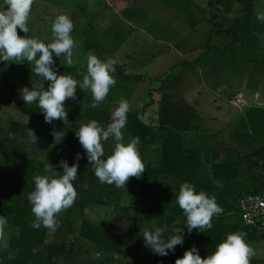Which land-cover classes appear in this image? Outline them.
<instances>
[{
  "label": "rangeland",
  "instance_id": "1",
  "mask_svg": "<svg viewBox=\"0 0 264 264\" xmlns=\"http://www.w3.org/2000/svg\"><path fill=\"white\" fill-rule=\"evenodd\" d=\"M136 1L33 0L27 21L29 32L24 34L17 30V34L50 42L53 20L58 14H67L73 23L71 35L76 46L71 66L65 64L63 54L60 58L53 57L58 74H71L77 81H82L89 54L102 60L112 59L118 65L112 74L116 83L110 86L96 109L112 115L121 98L128 101L131 111L150 103L138 114L153 135L147 138L144 163L157 161L159 136L163 133L161 126H167L183 134L188 144H184L185 147L190 145L199 149L201 175L209 171L205 163L211 159L223 160L229 155L237 161V156L240 157V165L237 164L240 172L228 183L235 193H249L252 186L246 167L253 159L258 163L264 160V23L255 19V12L264 10V0ZM0 6H3V0H0ZM245 7L251 9L250 23L233 35L229 27L246 13ZM87 40L96 43L99 51L88 50ZM21 61H0V67L9 65L24 69L22 74L15 71L12 75L15 90L31 85L46 89L49 82L32 73L34 65L28 62L23 68ZM10 90L0 75V196L9 201L27 200L31 206L28 195L34 189L33 177L42 172L28 174L25 165L35 161L49 164L45 135L33 119L13 106L16 99L11 97ZM255 95H259L260 102L257 103ZM76 98V101L68 99L67 113L72 128L87 123V109H95L90 106V90L77 88ZM129 140L123 133L120 142ZM116 142L112 139L102 145L106 157ZM73 155V152L67 155L68 163L74 162V157L70 158ZM259 174L264 178V168L252 169L251 175ZM23 176L26 178H21ZM168 182L166 194L161 193L164 188L155 187L154 195L171 206L175 204L179 186L175 189L170 178ZM212 185L215 192L223 183L216 181ZM120 189L115 190L116 201L109 205L90 204L74 209L73 203L57 214L59 220L65 212L73 209L70 227L74 235L66 237L72 253L70 261L64 264H85L95 260L104 264L109 262L104 254L98 253V248L92 246L89 235L78 232L82 218L95 223L121 225V229L141 235L158 227V220L149 212V191H143L140 183L132 187L129 178L124 189ZM79 199L76 196L75 201ZM121 206L125 207V212L119 210ZM24 216L32 225L35 217L31 210H27ZM68 225H62L61 231H65ZM5 235L6 246H0V252L7 249L13 235L8 223ZM53 235L54 232H48V242L54 240ZM244 239L254 249L251 259L256 260L255 264H261L264 239ZM142 245L146 257L139 258L138 263L130 261L127 264H174L175 259L182 257L181 254L174 260H167L153 254L144 243ZM0 264H4L1 256Z\"/></svg>",
  "mask_w": 264,
  "mask_h": 264
},
{
  "label": "trees",
  "instance_id": "2",
  "mask_svg": "<svg viewBox=\"0 0 264 264\" xmlns=\"http://www.w3.org/2000/svg\"><path fill=\"white\" fill-rule=\"evenodd\" d=\"M245 12L243 16L235 20L234 25L229 27L233 35L240 31V28L247 27L250 23L251 9L245 7ZM86 44L88 50L99 51L98 45L93 41L87 40ZM21 63H23L21 66L24 68L28 64V61L22 60ZM23 70L8 65L7 67H0V75L3 78L4 85L11 89V97L16 99L13 106L33 119L40 132L44 133V143L48 154L47 160L49 161V165L52 166L53 171L62 172V169L58 166V161L61 159L67 160L69 152H73L74 155L78 152L81 154V158L77 162V178L73 182L77 196L80 199L79 201L74 200L73 208H82L90 204L93 206H99L101 204L109 205L111 201H116L114 198L115 190L120 191L121 189L106 183L102 184L95 177L93 169L86 159L84 150L79 145L75 136L78 128L70 127L69 123L65 125L59 119L53 120L51 123H46L43 119V113L40 112L41 109L35 102L24 106L21 103L22 99L17 100L20 97V90H15L16 86L12 83V75L15 71L22 74ZM135 79L138 78L135 77ZM157 90L159 91V88ZM64 104L66 108V119L69 122L67 113L68 99ZM149 105L150 103H146L139 109L133 111L128 110L127 123L124 129H122V132L130 139L132 137H139L140 143L138 149L143 163L145 162L143 161V151L145 150L147 138L153 135L149 126L140 119L138 114L145 111ZM85 117L89 120H96L98 123H102L103 126H107L111 123L112 115L109 112L95 108L87 109ZM161 129L163 133L159 136L160 143L158 146L157 161L154 164L144 163V172L139 178L129 177V183L132 187L140 183L142 189L144 188L143 191H149L150 198L147 202L149 204V212L158 220V227L165 228V237L172 234L171 231L173 228L178 226L182 228V225H178V223H181L183 220V213L176 203L167 206L166 203L159 201L158 197L154 195L155 187L164 188L163 190L161 189V193L166 194V190L169 187V178L173 181L175 189H178V186L182 182L192 183L197 191L203 190L207 194L214 196L216 203L222 208V212L219 215L212 217V228L206 229L202 233L193 229L191 234L185 235L183 245L175 246L174 252L165 256L164 259L174 260L177 255L183 254L192 245L197 247L199 250L198 254L203 259L206 255L215 251L216 245L225 238L226 234L232 232L242 231L246 233L245 237L248 240L264 239V235L257 234L251 228L243 225L236 206L237 200L241 195L264 191V178L260 174L255 176L251 175L252 169L264 168V160L258 163L256 159H253L251 163H247L246 169L250 173L249 182L251 181L252 188L249 193H235L228 181H232L237 173L240 172L239 167H237V164L240 165L241 162L239 160L240 157L237 156V161L236 159L233 160L229 155L225 156L223 160L211 159L207 164L205 163V165H208L207 169L209 171L205 175H201L200 171L202 167H200L199 149L190 145L189 147H185L184 144H187V142L181 132L167 126H161ZM59 138H62L60 142ZM111 140L112 138L102 141V145H105L104 143L107 144ZM259 153L261 156L262 152L260 151ZM74 155L70 156V158L74 157ZM104 158H106V155H104ZM69 163L68 165L71 166L72 162L70 161ZM44 164L45 162L35 161L28 165L26 164L25 167L29 170L28 174L40 172L44 174ZM51 171L50 169L49 173ZM21 178L26 177L23 176ZM216 181L222 182L223 185L214 192L211 188H213L212 184ZM27 202V200L23 202L9 201L0 196V215L6 218L7 223L13 231V235L9 238L7 249L0 252L3 263L58 264L57 261L63 262L61 264L68 263L71 259L72 249L67 246L66 237L74 235V231L70 227V223L73 222L70 219L73 209H69L65 212L64 217L59 219V227L55 231H50L43 226L34 229L29 225L24 216L27 210H31V206ZM119 210L121 212L126 211L125 207L122 206L119 207ZM62 225H68L65 231H61L63 228ZM120 227L121 225H107L101 222L95 223L82 218L78 232L90 236L92 246L94 245L99 249L98 253L106 256V262L109 261L106 264H119L120 262L127 264L126 262L130 261L138 263L139 258L144 259L146 257L143 253L142 235L138 232H127V230L121 229ZM48 232H54L53 241H47ZM58 237L60 238L57 241L56 239ZM255 261V259H250V264H255ZM85 264L104 263L95 260V262H87ZM261 264H264V260Z\"/></svg>",
  "mask_w": 264,
  "mask_h": 264
},
{
  "label": "clouds",
  "instance_id": "3",
  "mask_svg": "<svg viewBox=\"0 0 264 264\" xmlns=\"http://www.w3.org/2000/svg\"><path fill=\"white\" fill-rule=\"evenodd\" d=\"M32 4L33 0H3V6H0V61L15 59L31 62L34 65L32 73L49 83L46 89L37 85L21 88L20 98L25 104L35 102L46 123L59 119L68 125L64 102L69 98L76 101L77 88L88 89L92 95L90 106L96 108L104 100L110 86L116 83L112 75L116 67L111 60H102L95 54H89L82 81H77L71 74H58L53 57L60 58L63 54L65 64H73V49L76 46L71 35L73 23L67 14H58L51 24V40L47 43L28 35H18L17 30L24 34L29 32L27 21ZM255 19L264 23V10H257ZM128 110V101L121 98L112 112L111 123L107 126H102L96 120H89L81 124L75 132L98 181L122 189L129 177L139 178L144 172V163L138 149L139 137H132L127 143L120 142L123 137L122 129L127 123ZM28 134L34 139L30 130ZM109 138L117 142L111 153L104 158L102 141ZM61 139L59 138V142ZM80 158L81 154L76 153L71 166L67 160L58 161L62 172L53 171L52 166L45 162L44 174L33 177L34 189L28 195L31 212L35 217L32 228L43 226L55 231L59 227L57 214L71 207L77 196L73 182L77 178V162ZM175 203L183 213V228H173L172 234L166 237L164 227H155L154 230L144 231L142 235L144 245L158 257H165L174 252L175 246H182L185 235L191 234L193 229L202 233L212 228V217L222 212L214 196L203 190L197 191L189 182L179 185ZM6 228L7 220L0 215V246H6ZM245 236L246 233L242 231L226 234L216 245L215 251L203 259L198 254L197 247L192 245L183 252L182 257L174 260V264H250L255 253L244 239Z\"/></svg>",
  "mask_w": 264,
  "mask_h": 264
},
{
  "label": "built area",
  "instance_id": "4",
  "mask_svg": "<svg viewBox=\"0 0 264 264\" xmlns=\"http://www.w3.org/2000/svg\"><path fill=\"white\" fill-rule=\"evenodd\" d=\"M236 206L243 225L264 235V191L241 195Z\"/></svg>",
  "mask_w": 264,
  "mask_h": 264
},
{
  "label": "water",
  "instance_id": "5",
  "mask_svg": "<svg viewBox=\"0 0 264 264\" xmlns=\"http://www.w3.org/2000/svg\"><path fill=\"white\" fill-rule=\"evenodd\" d=\"M108 60H111V61H113L112 59H108ZM114 67H117V65L115 64V66H114ZM260 100H261V99H260L259 97H257V98H256V101H257V103H258V102H260Z\"/></svg>",
  "mask_w": 264,
  "mask_h": 264
},
{
  "label": "crops",
  "instance_id": "6",
  "mask_svg": "<svg viewBox=\"0 0 264 264\" xmlns=\"http://www.w3.org/2000/svg\"><path fill=\"white\" fill-rule=\"evenodd\" d=\"M136 1V0H135ZM135 3H137V1L135 2ZM118 66V65H117ZM166 78V77H165ZM257 96H259V95H255L254 97H256L257 98Z\"/></svg>",
  "mask_w": 264,
  "mask_h": 264
}]
</instances>
